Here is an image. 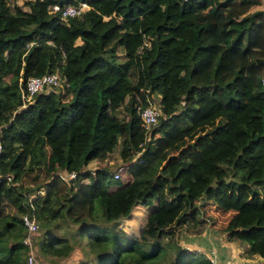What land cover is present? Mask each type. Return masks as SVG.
I'll list each match as a JSON object with an SVG mask.
<instances>
[{
	"label": "trees",
	"instance_id": "16d2710c",
	"mask_svg": "<svg viewBox=\"0 0 264 264\" xmlns=\"http://www.w3.org/2000/svg\"><path fill=\"white\" fill-rule=\"evenodd\" d=\"M82 1L77 16L50 11ZM202 1L0 0V264H27L23 215L38 225L34 256L51 262L77 250L76 264H211L177 243L205 230L201 201L231 212L226 241L264 259V155L243 156L264 141V0ZM46 73L60 86L22 106L27 79ZM151 105L145 129L136 107ZM217 111L227 122L204 153L188 146L181 190L159 153ZM151 180L182 202L174 221L150 226L163 197ZM120 193L133 196L122 213Z\"/></svg>",
	"mask_w": 264,
	"mask_h": 264
},
{
	"label": "rangeland",
	"instance_id": "374dc122",
	"mask_svg": "<svg viewBox=\"0 0 264 264\" xmlns=\"http://www.w3.org/2000/svg\"><path fill=\"white\" fill-rule=\"evenodd\" d=\"M15 3L17 5H21L23 3V0H15ZM261 7H263V5L260 2V0H258L256 5L251 7V9L252 10L259 9ZM196 8L197 9L204 8L206 10H209V12H213L215 9L211 0H203L202 2L196 5ZM49 89L50 88H48L47 90ZM222 119L226 123L228 119V114L225 111L215 112L210 117L200 121L197 124V127H193L189 131L182 132L181 134H179L178 137L173 139L167 146H165L162 149V151H160L159 158L161 161L160 164L162 166V174L165 175L170 174L171 177H174L173 183L180 184L181 190H183L184 187L190 186L188 181V174H187L189 166L188 164H186V161H188L190 165H194V159L190 157L187 153L188 146H192L195 150L200 152V154L204 153V151H206L211 147V143L213 139L214 141H216L221 135V132H219L218 130L215 131V126ZM227 128L228 125L226 124L224 129ZM250 153L264 155V141L256 142L255 144H250L243 153V156L244 157L249 156ZM111 162L112 163H107V166L116 165L119 161L111 160ZM102 164L103 167L105 168L106 167L105 162H96L95 160H92L87 164V168L93 170L95 169V167H100V165ZM61 175H63V173ZM243 179L244 178H242V180ZM150 182H152V184H159L161 186L162 189L160 191V195L163 196L159 201L160 211L157 214H154L153 216L150 217V226L152 222L163 223V222L174 221L176 216L179 214V211L183 207L182 202H178L175 200L172 201V203L169 202L170 199L168 197H164V193H163L164 183L160 182V180H151ZM138 196H140V194ZM132 197L129 195H125L124 193H120L113 200V204H118V205L120 204L119 206H121L122 208L120 212L122 213L126 207L127 202L133 199ZM197 210L199 211V216H201V218L205 221V229L211 228L212 230L218 232L216 238L217 240L225 239L224 237L225 232L223 231V227L225 226L226 220L231 214V212L216 211L217 209L211 207V205L206 201L199 202L197 205ZM120 216L123 217L124 215L121 214ZM53 232H56L57 235H59L58 230L55 231L53 230ZM185 236L186 235L184 234L179 236L177 238V243L183 245L188 250H193L197 253L203 254L202 243L199 242V240L195 236L191 237V235L188 236L189 238L187 239L188 240L187 241ZM190 239H194V242L197 243V244L195 243L196 249L192 248L191 246L192 243H190L189 241ZM201 240L202 239H200V241ZM220 248L232 252L235 256H237L240 253H243V245L238 244L233 240L226 242L223 241ZM243 254L241 255L242 261H244V259H251L245 257ZM206 257L209 259L210 255L208 254ZM34 259L35 262L32 264H76L77 261L81 259V254L80 252L75 250L67 258L54 259L53 262H51L50 260L42 259L40 257L39 258L35 257ZM253 259H255L254 263H251L250 260H246L244 262H247V264H258L256 263L257 258L253 257Z\"/></svg>",
	"mask_w": 264,
	"mask_h": 264
},
{
	"label": "built area",
	"instance_id": "2783aa9c",
	"mask_svg": "<svg viewBox=\"0 0 264 264\" xmlns=\"http://www.w3.org/2000/svg\"><path fill=\"white\" fill-rule=\"evenodd\" d=\"M89 8L86 2H78L77 5H67L62 8H59L57 5H52L50 7V11L55 12L59 11L62 19H66L68 17H73L80 15L82 12ZM64 82V79H62ZM60 81L58 76L55 73H46L41 76H32L29 77L25 83V87L22 90L21 98H22V106L26 103H30L32 97L41 91H47L48 88H52L54 86H60ZM136 114L140 117L143 122L144 128L148 129L150 126L154 125L156 122V118L158 116V111L153 106H146L141 108L140 106L136 107ZM63 173V175H61ZM63 181H68L69 179L74 177L73 172H58L56 173ZM118 172L116 171L113 175L114 178L118 177ZM9 180V178H7ZM22 225L26 230V235L23 239V244L27 246V264H32L35 262V241H34V233L38 229V225L34 221V219L29 218L26 215L21 217ZM209 261L211 264H216V256L214 252L209 253Z\"/></svg>",
	"mask_w": 264,
	"mask_h": 264
},
{
	"label": "crops",
	"instance_id": "0c3cea01",
	"mask_svg": "<svg viewBox=\"0 0 264 264\" xmlns=\"http://www.w3.org/2000/svg\"><path fill=\"white\" fill-rule=\"evenodd\" d=\"M218 232L215 230H212L211 228H206L200 236H195L199 242L202 243V253L203 255L207 256L209 252H214L216 256V262L217 264H247V262H244L246 260H250L251 263H254L255 259H244V261L241 260V255L243 253L238 254L235 256L232 252L228 250H223L220 248L222 245V242L226 240L225 239H219L217 240ZM189 235H186V240L189 238ZM191 237H194V235H191ZM200 239H202L200 241ZM217 240V241H216ZM188 241V240H187ZM193 249H196L194 239L189 240ZM197 244V243H196ZM256 263L258 264H264L263 258L256 257Z\"/></svg>",
	"mask_w": 264,
	"mask_h": 264
}]
</instances>
